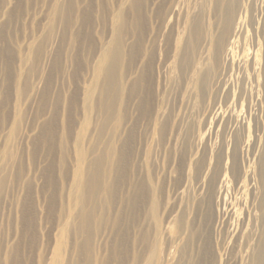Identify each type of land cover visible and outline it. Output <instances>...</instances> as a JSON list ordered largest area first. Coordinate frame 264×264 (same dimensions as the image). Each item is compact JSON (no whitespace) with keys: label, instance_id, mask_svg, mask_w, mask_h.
I'll use <instances>...</instances> for the list:
<instances>
[{"label":"rangeland","instance_id":"rangeland-1","mask_svg":"<svg viewBox=\"0 0 264 264\" xmlns=\"http://www.w3.org/2000/svg\"><path fill=\"white\" fill-rule=\"evenodd\" d=\"M144 4L0 0V264H264V0ZM107 145L85 230L78 170Z\"/></svg>","mask_w":264,"mask_h":264},{"label":"bare ground","instance_id":"bare-ground-1","mask_svg":"<svg viewBox=\"0 0 264 264\" xmlns=\"http://www.w3.org/2000/svg\"><path fill=\"white\" fill-rule=\"evenodd\" d=\"M138 1H139L140 6L145 5L144 4L145 0H138ZM218 1H220V0H218ZM134 3H136V1H134ZM228 7H230V6H228ZM123 8L124 7L120 4V5H118V7L116 9L115 18H116V25L118 26V28H121V23H122V20L124 17L123 16V13H124ZM63 12L65 14L63 2H59L58 6L56 7V13H55L54 19L56 20L57 15H60ZM229 12H230V10H229ZM59 21L60 20L57 19V21L51 25L50 34L54 33L55 28L57 26V23ZM198 23H199V21H198ZM191 26L192 25H190V27ZM230 26L233 28L232 23H230ZM197 28H199V27H197ZM190 32H193V31H190ZM122 37H123L122 34H117L116 36H114L112 38L113 39L112 42L110 43L108 48L105 50L104 54L102 55V57L99 61V66H98V70H97V76H96L95 84L97 86H99L98 84H99L100 80H102L103 83H102L101 89H103L105 94L108 96H112L115 93V83L117 84L120 80V78L118 79V74L121 75V73L117 72V70L119 67L120 60H121L122 55H123ZM216 50H219V47H216ZM181 51H182V49H181ZM35 56H36V52H35V49L33 48L32 52H31V57L29 60L30 64H34ZM10 151H11V149L8 152L10 153ZM3 154H4V156L6 155V153H3ZM115 154H116L115 148L112 146L108 147V145H107L91 162L90 165H91L92 174L90 175V177L88 179H84L82 177L80 168L78 170L77 184H76V187H77L76 197L78 199V203H79L80 208H81L80 209L81 210V224H80L81 226L80 227L83 229L86 228L85 230H89L91 228L93 221L102 222L105 218V214H106L107 210H109V208L111 206V199H110L111 187L106 185V183L109 180L111 168L114 165L116 158H117L115 156ZM6 157H7V155H6ZM80 158L83 159L84 157L81 155ZM262 159H264V157H262ZM263 162H264V160H263ZM262 168H264V165ZM87 192L91 193V195H98L99 193L105 194V198H101L102 203H103V208H104L103 213H100V212L98 213L97 207H95V206H93V209H87L88 211H86L85 206H84V204H85L84 201L86 199V193ZM88 193H87V195H88ZM97 204L99 206V203H97ZM102 261H104L105 263L107 262V260H105V259H102ZM86 264H91V263L87 262Z\"/></svg>","mask_w":264,"mask_h":264}]
</instances>
